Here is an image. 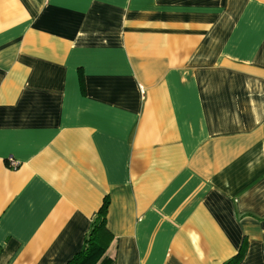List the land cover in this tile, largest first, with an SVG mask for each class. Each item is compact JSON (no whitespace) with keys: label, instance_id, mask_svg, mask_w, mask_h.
Returning a JSON list of instances; mask_svg holds the SVG:
<instances>
[{"label":"crops","instance_id":"1","mask_svg":"<svg viewBox=\"0 0 264 264\" xmlns=\"http://www.w3.org/2000/svg\"><path fill=\"white\" fill-rule=\"evenodd\" d=\"M105 198L113 264H264V0H0V264Z\"/></svg>","mask_w":264,"mask_h":264},{"label":"trees","instance_id":"2","mask_svg":"<svg viewBox=\"0 0 264 264\" xmlns=\"http://www.w3.org/2000/svg\"><path fill=\"white\" fill-rule=\"evenodd\" d=\"M108 205L109 200L105 198L86 235L82 250L66 264H113V261L105 256L112 240V236L106 228ZM240 258L241 254H238L225 264H237Z\"/></svg>","mask_w":264,"mask_h":264},{"label":"built area","instance_id":"3","mask_svg":"<svg viewBox=\"0 0 264 264\" xmlns=\"http://www.w3.org/2000/svg\"><path fill=\"white\" fill-rule=\"evenodd\" d=\"M9 167L11 168V169H15V168H17V166H18V163L17 162H15L14 160H12V159H9Z\"/></svg>","mask_w":264,"mask_h":264}]
</instances>
